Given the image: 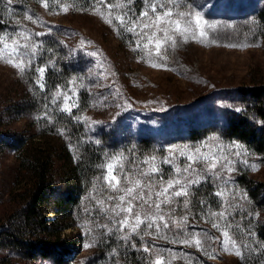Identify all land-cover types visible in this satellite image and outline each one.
<instances>
[{
    "label": "rangeland",
    "instance_id": "374dc122",
    "mask_svg": "<svg viewBox=\"0 0 264 264\" xmlns=\"http://www.w3.org/2000/svg\"><path fill=\"white\" fill-rule=\"evenodd\" d=\"M7 1L12 24L0 36V132L21 137L23 145L0 152V221L16 208L15 196L26 184L27 177L18 172L19 153L29 144L51 155L54 171L74 178L76 144L61 131L53 132L46 120L40 122L53 106L75 113V121L84 126L82 140L104 150L83 209L64 217L63 237L73 253L55 262L4 250L0 259L6 258V264H104L109 260L104 237L113 244L142 245L152 264H264V253L254 256L258 250L240 236L264 227V206L256 208L237 182L246 175L264 182V162L246 145L219 133L226 113L239 108L241 90L264 83V35L243 31L264 0ZM152 4L183 14L190 26L181 19L177 31L178 17L157 18ZM144 12L148 15L141 18ZM58 52L74 74L59 78L51 96L37 101L25 74L34 66L37 86L45 90L47 70L55 63L51 57ZM39 68H45L43 75ZM205 128L208 136L190 139L193 131ZM141 138L152 139L157 154L130 158L123 147ZM189 157L198 161L192 165L195 172L185 171ZM109 164L119 180L112 182L116 188L135 187L138 181L136 191L145 199L151 194L148 203L132 201L142 220L148 214L135 233V215L122 211L131 198L122 204L125 192L105 179ZM177 176L182 184L214 183L217 202L201 204L196 211L189 195L162 203L167 195L156 193ZM156 203H161L159 212ZM125 217L127 225L122 224Z\"/></svg>",
    "mask_w": 264,
    "mask_h": 264
},
{
    "label": "trees",
    "instance_id": "16d2710c",
    "mask_svg": "<svg viewBox=\"0 0 264 264\" xmlns=\"http://www.w3.org/2000/svg\"><path fill=\"white\" fill-rule=\"evenodd\" d=\"M9 10L8 1L0 0V36L12 24ZM252 18L253 23L244 26L243 31L248 34L253 30L256 34L264 35V7L254 13ZM237 27L242 25L238 24ZM51 58L55 59V63L53 69L47 70L48 85L45 90L37 86L38 75L34 66L30 73L25 74L37 101L43 102L51 96L57 88L55 85L59 82V78L70 79L74 74V69L69 68L62 59L61 52L54 53ZM81 102L83 104L86 101ZM237 102L239 108L232 107L226 113L225 129L219 133L222 132L221 136L227 140H236L246 145L252 152L260 155L264 162V83L242 89ZM52 110L53 113L49 116L40 113L44 116L40 122L46 120L45 124L50 126L53 132L61 131L70 143L76 144L78 158L72 169L74 178L68 177L63 171H54L51 155L44 153L41 148L29 144V147L22 149L19 153L18 172L27 177L26 184L15 196L16 208L0 221V251H14L31 260L49 258L61 262L66 255L73 253L69 241H66L65 236L63 237V231L67 228L64 217L69 213L73 216L77 215L83 209L81 206L83 196L95 185L93 179L96 177L97 159L104 148L91 141L82 140V136L85 135L84 126L75 121V113L60 111L55 106ZM208 132L210 131L207 128L199 132L193 131L190 139H203L208 136ZM198 133L200 135H196ZM18 145H23L21 137L10 138L8 134L0 132V152L6 148H16ZM123 150H129L130 158L137 155V159L157 154V147L150 138H141L131 145H125ZM237 182L240 187L248 191L251 202L256 208L264 206V182L255 181L247 175L238 177ZM215 188L214 183L210 181L192 187L189 192L191 208L196 211L195 208L201 207V204L216 203ZM50 213L56 215L52 220L47 218ZM240 236L242 243L258 250L256 255L253 252L248 254L259 256L264 253V227H260L256 233L245 230ZM101 240L109 245L106 250L109 260L104 264H152V258L142 245L133 248L129 242L124 243L120 240L113 244V239L104 240V237H101ZM114 249L115 252H112ZM6 262V258L0 259V264Z\"/></svg>",
    "mask_w": 264,
    "mask_h": 264
},
{
    "label": "snow or ice",
    "instance_id": "6c2138e0",
    "mask_svg": "<svg viewBox=\"0 0 264 264\" xmlns=\"http://www.w3.org/2000/svg\"><path fill=\"white\" fill-rule=\"evenodd\" d=\"M158 7L161 9V11L158 13L157 9ZM151 10L153 14L157 15V18H160L161 16L163 17H173V16H177L178 19L175 21V26H176V30L179 31L180 26H181V19H183V23L187 26H190L189 21L186 18H183V14L180 13H174L173 10L171 8L168 9H164L163 5H156V4H152L151 5ZM141 15V18H143L144 16H147L148 13L144 12ZM200 23L199 18L196 19V24L198 25ZM213 28H215V25H212ZM39 72L41 75H43V73L45 72V68H39ZM198 161H193L191 157H189V165L188 168L185 169V171H189L191 172H195V169L192 167V165L194 163H197ZM108 175L105 177V179L109 182L110 187H112L114 190L117 191H121L123 190L125 192L124 196H120V201L123 204L125 202L126 197H130L131 199L127 201L128 206L126 208H123L122 211H125L129 214V216L131 215H135V226L133 227L132 231L133 233H135L137 231L138 228H140L141 224L145 223V220L148 218V214L147 213H143V215L145 216V220L141 219V213L140 212H135L134 213V207L135 205L132 204V201H143L144 203H148L149 200H151V194L148 195L147 199H145V196L142 194V192H137L136 189L140 187L139 182H136L135 187H131V188H127V189H118L116 188V185L113 184V181H116V183H119V180L117 178L116 175H114L113 172V165L109 164L108 166ZM212 167L214 168L215 165H212ZM156 169H153V172H155ZM161 179H163L161 177ZM200 183L199 180H188L186 183L182 184L181 180L179 178V176H177V178H175L173 181H169L168 185L166 188L163 189L162 192H157L156 195L157 196H163V195H167L168 199L166 201H163L162 203H170L172 201L173 197H181V196H188L189 195V188H191L193 185H198ZM176 185H180V187L173 191V192H169V189H174L176 187ZM216 195H220L219 192L216 193ZM151 206V205H150ZM185 206L187 207V203L185 202ZM155 207L157 209V211L159 212V210L161 209V203H156ZM119 214V213H117ZM161 219H163V215L161 213ZM128 218L125 217L124 220L122 221L123 225H127L128 224ZM146 226L148 228H152L153 224L152 223H147ZM165 228L168 227V224L165 223L163 225ZM157 231H159V228H157ZM181 243H187V241H181ZM196 245L199 246L201 244L200 240H196L195 241ZM145 251H148V249L146 248ZM156 264H160V261L157 260Z\"/></svg>",
    "mask_w": 264,
    "mask_h": 264
}]
</instances>
